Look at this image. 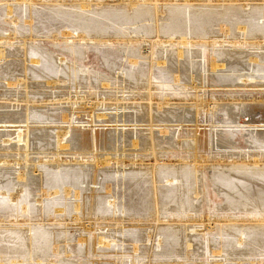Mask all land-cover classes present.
Instances as JSON below:
<instances>
[{
	"label": "rangeland",
	"instance_id": "obj_1",
	"mask_svg": "<svg viewBox=\"0 0 264 264\" xmlns=\"http://www.w3.org/2000/svg\"><path fill=\"white\" fill-rule=\"evenodd\" d=\"M16 1H22V2H16ZM99 1L102 3H100ZM117 1L116 0H113V1L112 0H108V1L107 0H102V1L101 0H89V2L91 3L92 6L89 5L90 7H87V8L86 7L79 8V6L75 5L79 2L78 0H0V38H1L0 49H2V48L4 49V46L6 47L5 48L6 50H3V58H0V104H1L0 105V112H2V111H19V110H20L19 112H22V110L24 109L23 107L25 105L24 104L25 100H24V98H23V100H20V99H22L21 95L24 94L26 91L28 93V96H30L29 98L31 101V103H30V101L28 103L30 104V106L32 105V107H30V108H32V109H30V111L34 115H36L35 114L36 112L39 115L41 114L40 120H43V123L41 124V123L37 122L38 118L37 119H35V118L31 119L30 118L29 119V125L31 127H35V126L38 127V125L40 127H47L48 126L49 128L53 129L55 127L59 128V127L65 125L64 121L68 120L67 114L69 112V108L71 107V105L65 103V101L70 100L72 98L74 99L75 93H77L78 96H83V97L87 96V98H92V97L94 98L95 96L98 98H100V97L113 98L114 96L122 97V95H123V96L129 98L130 103H131L130 99L132 98L134 101V102L132 101V103L136 104V102H137V104H138V102H142V101H143V103L145 102V100H142L140 98V96H143L144 94L147 95L148 93H152L153 94L152 99L157 97L156 100L155 99L153 100V102H155L157 100L159 101V99H162V97H164V95L165 96H167L168 94L171 95L172 91H173V94L171 95V97H169L170 95L167 97H169L171 99V104L172 103H174V104L165 105L166 108H167V106H168V108H171V106H173L172 108L181 107V106H183L181 103H184L181 100L182 99L184 100L186 98H188L189 100L186 99L185 103L187 105H185V106L188 108L192 105V107H190V108H194L195 103H194V100H192V99H193L195 93H196V95H198L201 92L199 95H201L202 97H203V95L204 96L207 95V96H205L207 98L212 96V98L213 97L216 98L214 101L217 100L219 102L222 101V102L232 103L233 100L235 101L237 99L239 93L242 94L243 92H245V94H243V95H246V96L248 95V93H251L252 95H254V94L258 95L259 91L264 90V87L262 85L261 86L254 85V83H256V82L264 84V42L262 41V39H263L262 35L264 34V30H263L264 29V19L260 14H257L254 16V14L252 15V13L250 12V10L253 11L255 9V6H257V4H263L264 2H261L260 0H249V2L252 5L241 6L240 4L243 3L242 0H240V1H216V0H213L212 2H211V0H209V1L208 0L207 1L206 0H191L192 2L191 1H189L190 3L187 2L190 5L186 6L188 8V9H186L185 6H182L185 3L182 0H173L175 2H173L172 0H161V1L158 0L159 1V3L157 2L158 4L157 3L154 4L150 0H149L150 2H148V0H145V2L143 0H141V1L138 0L137 4L138 5L141 4V5L138 6L135 4L136 6L133 5L132 8H128V7H125L124 5H122L120 2L121 0H117ZM124 1L125 0H123V2ZM205 1H206V3H205ZM6 2H9V6L11 8V12H9V13L7 12V9H6L7 8ZM139 2H141V3H139ZM168 5L171 7L174 6L175 8L174 7L170 8ZM225 6L226 7L232 6L233 10L231 8L230 9L228 8V9L230 12H233V13H235L234 8L235 7L238 8L239 13H238V11H236V10L235 11L239 15V17H237V18H235L234 16L231 17L230 16L231 14H229V13H227V14L223 13L221 15L219 14V16H218V14H216V12L213 11L214 8H216L215 10H224L225 9L226 12H229L228 9L225 8ZM252 6H254V7H252ZM241 7H242V9H241ZM183 8H185V9H183ZM252 8H254V9H252ZM84 9H85V12H84ZM170 9L171 10L173 9L172 12L170 11ZM163 10H165V11H163ZM8 14H9V16H8ZM242 15L245 17H243ZM235 19L236 20H244L242 22H245V23L242 24V23L238 22V23L233 24V22L236 21ZM225 23H227L226 26H225ZM221 24H222V26H221ZM238 24L244 25L246 29H244V31L240 30L238 28V26H239ZM119 25L124 28V29L123 28H121V29L124 31V35L127 34L126 35L127 37L122 36L123 31L120 29ZM168 25H170V26H168ZM223 26L228 27L227 28L228 32L225 35V37H223V34H222L223 32L221 31ZM114 27H116L117 29L116 28L114 29ZM182 28H184L186 30V32ZM202 28L203 29L207 28L206 29L207 31L206 30L203 31ZM130 29L132 31L133 30L134 31L133 32L129 31ZM167 29H169V30H167ZM181 29L183 30L182 32H180ZM188 29H190V31H188ZM62 30H70V31L75 30L76 31V32L74 31L75 33L81 32L80 34H82V35L86 34L85 36H88V37H90V36L95 37L97 35L95 39H98L102 35V37H100L99 39L105 40V38H107V39H110L111 41L110 42L106 41L105 44H103V43H96L95 44V42H90V41H88L86 43H84L83 41H82V43L81 42H75V44L73 43V46L75 47V48L74 47L73 48L75 51L77 50L76 48L79 46L78 50L76 52L79 53V51H80V53H81L83 51L81 53L82 54L81 55V54L76 53L74 50L69 49V47L64 44L65 39L60 35V31H62ZM120 30H121V33L119 32ZM14 31H16V33ZM52 31H54L55 33L57 32L55 34L56 37H58L56 40L53 39L54 32H52ZM125 31H126V33H125ZM165 31H167V32H165ZM178 31H179V33H178ZM261 31H263V32H261ZM156 32H158V34ZM248 32H249V34H248ZM8 33L10 36L8 35ZM14 33L15 34L18 33V35H15ZM30 33H31V35H29ZM75 33H74V35H75ZM130 33L133 34V36ZM137 33H139V35ZM166 33L170 34V35L167 36ZM51 34H53V35H51ZM185 34H187L189 36L188 39H191L192 43H194V42H196V43H194L193 45H187L189 48L188 47L184 48L185 49L184 50V56H182L183 58H179L178 60H176L177 59L176 58L177 57L176 56V49L178 47L174 48V46H176L175 42H173L174 44L173 43L170 44L171 45L170 46L168 44L163 45V43H161V42L157 43L154 41L157 37H160L162 39H166V36L172 37V39L176 37L175 38V40H176L179 38V36L185 35ZM255 34L257 37L253 36ZM27 35H29V36L27 37ZM119 35L121 36L120 38H118ZM175 35H178V36H175ZM227 35H228V37H227ZM251 35L254 37V39H253V37L252 38L250 37ZM6 36L8 37V40H7ZM49 36H50L51 40H50ZM140 36H142V37H140ZM192 36H194V37H192ZM217 36H219L222 39L225 38V39L230 40V41H234V40L235 41L236 40L242 41L243 40L242 42H244V39L245 40L248 39V41L253 40L254 42H256V40H260V42L262 41L261 45L263 47H261V48L260 47H258V48L253 47L252 48L250 45L245 44V45H243V46H245L243 48V46L241 47L240 45H238L239 44L238 42H236L237 45L235 44V47L230 46V45H228V46L227 45H219L218 43L216 45L210 44V45H202L201 46V44L199 43L200 41H206V42L209 41V43H211V41L213 39H216ZM60 38H61V40H60ZM69 38L71 40L73 38V34H71V36ZM137 38H140L139 40H141V38H142V40L140 41L142 44L138 42L139 40ZM34 39H36L35 42H33ZM120 39H122V41ZM3 40H4V42H3ZM70 40H68V41H70ZM119 40L121 43L123 42V44H122L123 46H121ZM5 41H7V42H5ZM143 41L146 43H143ZM22 42L24 44H22ZM56 42H58V43H56ZM116 42H117V44H116ZM135 42H137V44H135ZM151 42H154L153 46H152ZM2 43H5V45ZM68 43H70V42H68ZM58 44H60V45H58ZM101 44H103V45H101ZM124 44H126L127 46ZM23 45L25 46L26 52H24V46ZM138 45H140V48H139L140 50L137 48ZM167 45L170 47H168ZM211 45H212V47H211ZM163 46H164V48H163ZM172 46H173V49H172ZM190 46L192 47V50L190 49L191 48ZM62 47H63V49H62ZM121 47H123V48H121ZM204 47H206V48L208 47L207 49L211 52H209V53L206 52V48H204ZM213 47H215V48H213ZM246 47H247V49H246ZM86 48H88V49H86ZM149 48H151L152 50H150ZM137 49L140 52H138ZM189 49L191 50V52H193V50L195 52L190 53ZM233 49L244 53L243 56H240L239 60L243 64H245V66H246V67L244 66L245 68H248L246 70L243 69V70L236 71V73H249V74H254L257 77L254 78L253 82H251L252 80L251 81L250 80L249 81H240V79L237 78L235 81V83H237V85H232V86L231 85L230 86H228V85H224V86L217 85L216 86L214 84V82H215L214 79H209V78H213V76H214L213 73L215 71L217 72V73L215 72L216 74H221V73H226V72L228 73V71H229V73H232L233 71L232 70L230 71V69H228V68L231 65L233 66L234 64L230 61H227V62L224 61L223 62L222 60H220L221 62L224 63V65L221 66V71H220L219 67H217L218 69L216 68L218 71L216 69H215V71L211 70L209 68L210 66L208 64V61H205L206 58L208 60L207 54H209V55L213 54L214 57H216V62H218L219 59H222V58L224 59L223 56H225V54H224L225 52L232 51ZM240 49H242V50H240ZM254 49H256V50H254ZM64 50L68 51V53L70 51V53L68 54ZM124 50H125V52H124ZM153 50H154V55L152 52ZM155 50H156V52H155ZM159 50L162 51V53H160ZM71 51H72V54H71ZM203 51H204V53L205 52L206 53L204 54ZM168 52L171 53L168 56L171 58V60H174L177 63H180L181 61H183V62L185 61L184 63L188 65V70H187V72H185V73H187V74H185V76H187V77L192 76V75H193L194 79H196V77H198V75L196 76V74L194 72L195 68L197 67L196 63L198 62L199 71H200L199 73H201L199 77L202 76L205 79V81H204L205 83L207 81V83L205 84L207 88L206 87L204 88L203 86H205V85L202 84V86L201 85L197 86V88H196L197 90H193V88H191L192 89L191 90L189 88L190 82L185 81L184 78H179V79H177L178 81L177 80L175 81L174 80V72L171 71V73H169L170 69L168 68L169 66L167 67L168 63L166 60H165L166 62H164L165 65L162 64V66H161V64L156 63L157 58H158L157 60L162 59L161 57H163V55H165V57H166V55H168ZM214 52L217 55L214 54ZM248 52H249V54L250 53L259 54L261 57L259 56L257 58L256 62H254L253 64H250V63H248V58H247ZM63 53H65V54H63ZM197 53H198V55L203 54V56H201L202 58L199 55V59H198ZM218 54H221V55H218ZM222 54H224V55H222ZM4 55H5V57H4ZM61 55H63L62 57H63V59H65V61L62 60L63 62L62 61L59 62V59H58L59 57H61ZM69 55L70 56L72 55V57H68ZM144 55H146V56H144ZM141 56H144V57H141ZM149 56H151L152 58H150ZM156 56H157V58H156ZM229 56H230V58L232 57L231 55H228L225 58H229ZM203 57H206V58H203ZM70 58H71V60H70ZM163 59H165V58L163 57ZM151 60H153L154 62H152ZM72 61H74V62L72 63ZM148 61H151L152 63L148 62ZM204 61L206 62V65H207L206 67H205ZM220 61H219V63H221ZM246 62H247V64H246ZM154 63H156V64H154ZM230 63H231V65H230ZM152 64H154V65H152ZM200 64H202V65H200ZM60 65L62 67H60ZM71 65L72 66L75 65L77 67L73 66L74 68L72 67V69H73L72 70ZM240 65H241V63H239V66ZM201 66H203V67L201 68ZM59 67H60V69H59ZM79 67L83 68V69L86 68V69H84L83 71L80 72V71H78L80 69ZM207 67H208V69H207ZM240 67H242V65ZM66 68H70V70H68ZM87 68H88V72H87ZM74 69L76 70V72H75L76 74L78 72H80L77 74V76H76V74L75 75L73 74ZM166 69H168V70L166 71ZM200 69H202V70H200ZM63 70L66 72H64ZM125 70L127 72L131 71L130 74H127V72ZM161 70H163V71H161ZM208 70H209V73H208ZM84 71H85V73H84ZM90 71H91V73H90ZM132 71H133V73H132ZM204 71H205V73L207 72V76L206 75L204 76V74H205V73L203 74ZM211 71H212V73H211ZM163 72L165 73V75ZM166 72H168V73L166 74ZM122 73H124V74H122ZM149 73H151V76H154V77H151L150 80L148 78ZM136 74L137 75L140 74L141 77H140V75L137 76ZM144 74H146V75H144ZM169 74H170V76H169ZM129 75L131 77H129V79H127ZM162 75H164V76L168 75L167 77H170L171 79L172 78L173 79L171 80L168 78L169 79L168 80L166 77H165V79H163L164 77ZM208 75H209V77H208ZM73 76H75V77H73ZM134 76H136V77H134ZM142 76H143L144 80L146 81V82L143 81L144 83L142 82V80H143ZM155 77H156V79H155ZM158 77L159 78L161 77L160 79H163V80H160ZM125 78H126V80H125ZM180 79H182L183 81ZM194 79H193V81L195 83V81L197 79L196 80H194ZM16 80H18L19 83ZM51 80H55V82L49 84V81H51ZM155 80H159L161 83L159 81L155 82ZM211 80H212V82L210 83ZM120 81H122V82H120ZM162 81H164V82H162ZM149 82L152 83L151 84L152 86L149 85ZM166 82H167V84H165V86L167 88L165 86H163L164 83H166ZM185 82H187L188 84H186ZM245 82H247L246 83L247 85L245 84ZM20 83L22 84V86ZM24 83L26 84V86H24ZM172 83H173V85H172ZM196 84H197V81H196ZM249 84L251 86H249ZM144 85L145 86L147 85V87H145ZM148 85L150 87H152L151 88L152 90L150 89L152 92L148 89ZM171 85H172V88H171ZM134 87H136V88H134ZM163 87H164V89H163ZM168 87H170V88H168ZM183 88H186V90L187 89L188 90L185 91V89H183ZM202 89H204V90H202ZM146 90H148V91H146ZM174 90L175 91L177 90V92L179 91L178 94ZM125 91L126 92L128 91V92L126 93ZM156 91H159V92H156ZM210 91H211V93H209ZM217 91H219V92H217ZM180 92H181V94L183 92H185V93L180 96ZM233 92H234V94H233ZM14 94H19L18 95L19 101H12V100L8 99L9 96H12ZM161 94H163V95H161ZM66 96L69 98L65 99ZM71 96H73V97H71ZM11 98H14V96H12ZM227 98H228V100H227ZM55 100H57V101H55ZM62 100H63V102H62ZM140 100H142V101H140ZM187 100L190 102L188 103ZM39 101H40V103H39ZM3 102H4V105L2 104ZM177 102L180 104H178ZM175 103H176V105H175ZM12 104H18V105L15 106ZM42 104H43V106H42ZM6 105H8V106H6ZM73 106L74 107L76 106L74 111H76L75 114H78V115L74 114V118H73L74 122H75L74 126L79 127V125L81 123H83L87 126L86 128H88V129L91 128L92 126L98 125L100 123L104 124L105 122H100L99 118L98 119L95 118L98 121H96L95 123L93 122L92 125L89 122H85V121L89 120L90 114L87 111L80 110L82 108H90V109L95 108L94 110L96 113H106V119L107 118L110 119V117L112 115H115L118 112H120V113H118L120 115L123 111L125 113H132V112H135L134 110H136L137 108L138 109L136 111H139L142 108V107L137 106V105H135V107L137 106L135 109L134 108L132 109V107H128L126 109H121V110H119V109L116 110L115 108L112 109V107H114L112 105H102V106L100 105V106H96V107H93V106L89 107V105L84 104L82 106V108H80L78 104L73 105ZM198 107L202 108L201 105ZM153 109H156V108L153 107ZM79 111H81V112L79 113ZM158 111H162V108L159 109ZM223 111H224L223 109L218 110V112H216L214 119L215 120L217 119L218 121H220V120L224 121L226 119V117H225L226 113L224 114ZM82 112H83V114H82ZM34 121H36V122H34ZM81 121H83V122H81ZM118 122L121 123L120 121H118ZM106 123L109 125L110 124L112 125L113 122H106ZM128 123H131V122H128ZM136 123L138 124L136 126V131L138 133H140V130L143 131L145 128H147L145 126V124H147L146 121H142V123L139 121ZM156 123L159 125H157ZM156 123L155 122L153 123L154 124V127H152L153 131L158 130V128L160 129V127L165 128L166 127L165 124L168 127L167 129L170 131L178 128L179 130L178 129L176 130L175 136L170 135V136H172L173 140L176 143L178 142L176 140L177 137L180 140L186 138L185 142L189 139L190 140L193 139V135H190L186 132V130H188V129H194L195 128V127H193L194 126L193 121L179 122V123H182V125L180 127H176L177 122H174V121H169V122L158 121ZM216 123H218V122H216ZM9 124H7V125H9ZM162 124L164 125V127ZM206 124H208V123H206ZM44 125H46V126H44ZM111 128H113V126L107 127L106 130H109ZM52 129H50V130H52ZM55 129H53V130H55ZM127 129L128 128L125 129L126 130V144H129L128 140L130 139L129 138L130 134H128V133H130V132H127ZM198 129L199 130L196 132L197 136L200 135V132L203 129L208 130V125H202V126L200 125L198 127ZM212 129H214V128H212ZM0 130H1V128H0ZM4 130H12V127H6V128H4ZM53 130L51 132H53ZM233 131L232 132L234 135L231 136V139L232 140L234 139L233 142L234 143L236 142L235 144L240 146V150L243 149V147L245 149H247V147H245V145L248 144V142H252L251 143L252 145L255 144L254 139L246 138L245 136H243L244 132H240L238 130H233ZM146 133L147 132L145 131L144 134L146 135ZM144 134L141 135V137H142L141 139H144V137H146ZM132 135L133 134L131 133V136ZM167 135H169V134H167ZM213 138H214L213 142L215 144L213 143L211 158L209 159V161H206V163L207 162L211 163L212 161L213 162L217 161L216 163L224 164V163H226L225 162L226 160L223 159L222 161L219 162L216 155L218 154V152L225 151V147H221V146L219 147L218 145H220V141L218 140L216 142L215 136ZM67 143H68V141H67ZM179 143L182 145V147H180V148L175 149L172 147H168V148L162 149V148H156L155 147L156 152L154 150H151L148 148L141 149L142 145L138 146L135 149L133 147H131L130 145H124V151L127 155L130 154L129 156H131L132 154H136V153L138 155H140V157H141V159L139 160L140 162L135 160V159L134 160L136 162L135 161L132 162V160L129 161V159H127L126 164H125L126 166H124V165L120 166L117 164L115 165L117 168L111 164H109V166L105 165L107 168L104 165H103L104 168H102L103 166H97V168H99V169L101 168V169L99 170L100 175L98 174V176H97V182L94 183V186L96 185L95 187L91 183L85 184V182L84 183L80 182L79 181L80 179H78V178L75 179L73 175L68 176L69 179L66 178V180L70 183L72 182L69 185L74 184L73 186H70V193H69L70 195H68L69 197L71 196L70 198L68 196H67V198H65L62 194V191L59 190L57 192L58 194L55 193L54 196H52L50 198H48L49 196L45 197L47 199L43 200V202H46V203L52 202L55 204H61V208H63V206L65 204V209L67 208L69 211H67V209H66L63 214L60 212L59 213L60 215H58V214L55 215V213L52 214L51 211L46 212L45 210H43V211H45V212H43L42 209H40L41 204L34 201L33 206L35 208L36 207H38V208L35 211V213L31 212L29 214V216L31 218L27 217V215L26 214L24 215L23 213H19L20 214L19 216L20 217L22 216L21 220L24 219V220H27L30 223H32L33 224V225L31 224L32 227L34 229L37 228L35 230H38V231L39 230L40 231L41 230H45V231L48 230L49 232L47 234H48L49 239L51 238V240H49L50 243H48V244H42L41 240H39L38 241L39 247H36V248L32 245L31 260H30V262L28 261V263H25V264H37V263L38 264H47V263L48 264H54V263L55 264H64L66 262H67L66 264H183V263H185V264H193V263L194 264H200L201 263L200 261L201 260L203 261V257H201V256H202V253L204 251V250L202 251V249H201L202 244H201L200 240L204 237H207V236L211 240H214L213 242L211 241L212 242L211 245H214L212 248L214 250V252L211 249L213 254H217V252L219 251L218 253L220 255L224 254L229 260L233 259L232 261H236V262L241 261L242 264H250L249 260H251V259L254 260V259H257L258 257H260L259 253L263 252V250H264V223L259 222L260 217H258L257 214L264 212V167H263V169H261L262 166H259V167L251 166V167L246 168V169L239 168L240 169L239 171H234L236 168H233V171H232V168L227 167L228 169L226 168V170L221 171L219 168H222L223 167L222 165L221 166L217 165L219 167L216 168V167L209 166L210 165V163H209V165L206 164L208 167L201 168V166H199V168L197 167L198 169L196 168L197 169L196 170L194 165H193V162L192 161L190 162V160L188 162V159H190V157H192V154H193V151H191L192 149L190 150L184 145V140H182V142L179 141ZM43 144L45 145V142L44 141L42 142V140H40L37 143V145L39 147L44 146ZM256 145L257 144H255V146ZM0 146H4V144L1 141H0ZM6 146H8V145H6ZM215 147L216 148L219 147V148L216 149ZM256 147L250 148V151H253V150L256 151L257 149L262 150V148L260 149L259 145H257ZM126 148H129V149H126ZM221 149H223V150H221ZM103 150H106V149H99L98 150V153L102 154L101 157H104L107 152H110V150H106V151H103ZM130 150H132V151H130ZM229 150H231V149H229ZM4 151H3V149H0V153H3ZM6 151L9 152V149H7ZM75 151L76 150L73 148H70V145H69V150L63 151L65 153H62L61 156L63 159L71 160L75 155V154H72V152H75ZM149 151H150V153H149ZM183 151H185L186 153ZM188 151H190V152H188ZM29 152H30L29 153L30 157H36V159H37V157L39 156L38 158H40L41 160H44V159L46 160L47 156L51 155L50 150L44 152V151H41V149H36V148L30 149ZM151 152H154L153 154H155V157L157 156V161H156L155 167L152 166L153 167L152 169L156 172L152 171L151 167L150 168L148 167L149 163H151V161H152ZM262 153L264 154V151ZM147 154L148 155L150 154V156H148L149 158H151L150 160L146 156ZM185 156L186 157L189 156L187 159V162H186ZM133 157H134V155H133ZM142 158H143V160H142ZM216 158H217V160H216ZM167 160H168V162H167ZM159 161H161V162H159ZM175 161H177V163ZM87 162H90V160H88ZM127 162L129 165L127 164ZM215 162L213 164H215ZM157 163H159L158 165L160 166V168L157 165ZM183 163H185V164L183 165ZM188 163L191 164V166L188 165ZM227 163H229V162H227ZM235 163L237 164V163H241V162H235ZM165 164L167 166L169 164V166H168L169 168H167L165 166ZM175 164L176 165L178 164L179 167L183 166L184 168L182 167L183 169L182 168L179 169L178 165L176 166ZM200 164H202V163L200 162ZM92 165L94 167V163ZM156 165H157V167H156ZM38 166L42 167V169ZM161 166H162V168H161ZM37 167L35 168L34 173L36 176L40 177L41 183L43 181L45 183L47 181V179L50 177H51L50 178L51 182L54 180V182H52V183H55L56 179H54L55 177L52 176L53 172L59 173L61 171L63 173L64 170L65 171L67 170L66 167H68V170L72 169V171H73L74 170L73 168L75 166L74 165H71V166L70 165H62V167H61L62 170H61V168L60 169L55 168L54 166H50L52 168H50L49 166H47V167L44 166L46 169H43L44 167L39 165V164L37 165ZM163 167L166 170L165 171L166 174L164 172ZM175 167H178V168H175ZM47 168L50 169V171ZM75 168H78V167L76 166ZM94 168L93 169L88 168V172L91 173L94 170ZM115 168L118 171L117 170L115 171ZM144 168H145V170H144ZM157 168H158V171H157ZM172 168H173V171H172ZM121 169L123 171L120 173ZM46 170L49 172L46 173L45 172ZM75 170H77V169H75ZM159 170H160V172H159ZM175 171H177V172H175ZM50 172H51V174H50ZM61 172L59 174H61ZM117 172H118V174H117ZM151 173H153V174H151ZM159 173H160V175H159ZM162 174L164 176H162ZM169 174L175 175L178 178L175 181V183H174V181L172 183L171 182H165L166 181L165 179H167ZM46 175H48V176H46ZM181 175L184 178H182ZM227 175L228 176L231 175L232 180H229ZM13 176L14 175H8L7 178L12 180L14 178ZM42 177H44V178H42ZM46 177H48V178H46ZM154 178H155V180H154ZM160 178L162 180H160ZM50 179H48V181ZM152 181H153V184H152ZM1 182H5V181H1ZM37 183H39V181ZM176 183L178 184V186L176 185ZM97 184H99V185H97ZM167 184H169V185H167ZM179 184H181V185H179ZM175 186L178 187V189ZM79 188L82 189L83 191L80 190L82 192L81 193L78 190L80 192L78 195V198H79L78 199L77 197H75L73 195V192ZM93 188H95L94 189L95 194L92 197ZM182 188H184V190ZM180 190H181V192H180ZM197 190H198V195L196 194ZM193 191L195 194L193 193ZM35 194H37V191H35ZM61 197H62V199H61ZM110 198H111V200H113V203H110V202L107 203V200ZM75 199H77L76 201L78 202V207L79 206L81 207V208L79 207L80 209H78V211H76L78 213V217L80 216L78 219H76V222H75V220H73L71 218V216L77 214V213H75V210H73L74 209L73 208L74 203L76 202V201H74ZM189 199H190V202H188ZM0 201H1V199H0ZM181 202L185 203V204H181ZM62 203H63V205H62ZM90 205L93 206V208H91ZM172 207H174V208H172ZM183 208H184V211L187 213L189 211L192 212V210L197 211L196 217H198V218H197V220H195V224L201 225L199 227H202V228H199L197 225L198 229L196 228L194 233L191 232L190 229L186 231L187 233L184 232V229H183L184 226H182L183 225L182 223L184 222L182 220H183V218H185V216H183V215H185L183 213L184 211H182ZM186 208L188 211L186 210ZM39 209L42 211L43 214L41 213V211ZM158 210L160 211L159 213H158ZM168 211L171 214L168 213ZM174 211H176L177 213H173ZM69 212H71V213H69ZM181 212H182V214H181ZM217 212H219L218 214L222 213L224 215H225V213L231 214L232 212H235V213L240 212L241 215H240V217H236L237 221H233L232 223H229L228 226L224 227L222 225L223 224L222 222H218V221H222V218L224 219V216L222 215V217L220 218L221 215H215V213H217ZM48 213H49V215H48ZM243 213H247L248 216L243 217ZM178 214H180V215H178ZM212 214H214V215H212ZM62 215H63V218H62ZM156 215H158V218H160V220L157 222L155 221V219H153L154 217H156ZM169 215H170V217H172V219L169 217ZM82 216H84V217H82ZM20 217H19V219H20ZM199 218H200V220H199ZM0 219H2L4 222L8 223L7 221L10 220V216H6L4 214H1ZM70 219H72V220H70ZM168 219H170V220H168ZM56 220H57V222H56ZM89 220H90V222H89ZM111 220L114 222H112ZM171 220H173V221H171ZM50 221L51 222L53 221V223L55 225H53ZM169 221H171V223ZM118 222H120V223H118ZM42 223H43V225H42ZM60 223H62V224H60ZM164 223L166 225H164ZM47 224H48V226H47ZM49 224H51L52 226ZM58 224H59V226H58ZM186 224H187V222H186ZM155 225H157V226H155ZM21 226L20 227L18 225H15L14 227L9 226L10 228H14L15 230H17L16 228H18V230H20V232L18 234L19 235L21 234L22 236L21 235L20 236L22 238L18 239L19 241L18 240L15 241V240H13V238H8L7 236H9L10 233L8 231H5L3 227L0 228V230L2 229L1 233H0V239L1 240L3 237H7L5 241L11 242V240H13L10 244L15 245V246H16L15 242L16 243L20 242L19 243L20 246L18 245V247L16 246V248L11 247L12 250L15 251V252L11 251V254H13L12 256H16V257H18L16 254H18V252L20 250L22 251V253L24 252L23 255H26L28 252V251L26 252V249H25L26 247L24 248L23 246H26L25 244H26L27 238H28V234H27L28 231L26 229L30 225L29 224L28 225L23 224ZM41 226L42 227L47 226V228H44V227L42 228ZM60 226H62V227H60ZM64 226H66V227H64ZM85 226H86V228H85ZM222 226H223V228H222ZM241 226H243V227L246 226V228H244V230L246 232L247 238L245 239V242L241 246H238V245L233 243V241H235V238H232V237L236 236V234H237L236 232L239 228H241ZM97 227L100 229H95ZM209 227H211V228H209ZM98 230L99 231L101 230V232H99ZM105 231L109 232V233H105ZM23 233H24V235H23ZM100 233H102V234L104 233V235H108L107 237H112V238L114 235L115 239L113 238L112 244H110L108 246L107 245H101V244L93 245V242H92L93 238H91V237H93V236L95 237V235H97V234L99 235ZM232 235H234V236H232ZM32 239L34 241H36L33 236H32ZM189 240L192 242V247L190 249L186 248V246H185V242L189 241ZM224 240H226V241L230 240L232 242V243H230L231 245L228 243H225L226 241H224ZM217 243H219L220 245ZM3 244L6 246L8 245L10 247V245L7 243H3ZM216 245H218V246H216ZM56 247H58V248H56ZM186 249H188V250L186 251ZM7 250L9 251V249H7ZM16 250H19V251L16 252ZM56 250H57V252H56ZM188 251L189 252L192 251V253H189ZM25 252H26V254H25ZM64 253H66V254L64 255ZM225 253H230L231 255L230 254L226 255ZM241 253H243V254L241 255ZM254 253H255V255H253ZM32 254H33V256H32ZM186 255H188L187 257L190 259L186 258ZM26 256L27 257H25V256H23V257L27 259L28 254ZM171 260H173V261H171ZM187 261L188 262L191 261V262L188 263ZM31 262H33V263H31Z\"/></svg>",
	"mask_w": 264,
	"mask_h": 264
},
{
	"label": "bare ground",
	"instance_id": "obj_2",
	"mask_svg": "<svg viewBox=\"0 0 264 264\" xmlns=\"http://www.w3.org/2000/svg\"><path fill=\"white\" fill-rule=\"evenodd\" d=\"M79 2L77 3V4H75L76 6H79V8H84V7H90L89 5H91V1L89 2V0H78ZM102 1V0H101ZM108 1V0H107ZM113 1V0H112ZM117 1V0H116ZM126 1V0H125ZM123 2V0H121L120 2H121V4L122 5H124L125 7H128V8H132V6L133 5H138L137 4V2H138V0H127L126 2ZM139 1H141V0H139ZM144 2H145V0H143ZM150 1H152L154 4L155 3H159V1H161V0H150ZM149 0H148V2H150ZM173 1V0H172ZM182 1H184L185 3H184V5H182V6H188V5H190V4H188V3H190L189 1H191V0H182ZM207 1V0H206ZM206 1H205V3H206ZM209 1V0H208ZM213 0H211V2H212ZM216 1H240V0H216ZM261 2H264V0H260ZM16 2H22V1H16ZM100 2V1H99ZM118 2V1H117ZM170 2V1H169ZM173 2H175V1H173ZM188 2V3H187ZM192 2V1H191ZM242 4H240L241 6H250V5H252L250 2H249V0H242ZM93 3V2H92ZM98 3V2H97ZM100 3H102V2H100ZM108 3V2H107ZM139 3H141V2H139ZM157 3V4H158ZM172 3V2H171ZM152 4V3H151ZM153 4V5H154ZM173 4V3H172ZM181 4V3H180ZM179 4V5H180ZM208 4V3H207ZM106 5V4H105ZM135 5V6H136ZM141 5V4H140ZM140 5H138V6H140ZM166 5V4H165ZM193 5V4H192ZM195 5V4H194ZM239 5V6H240ZM92 6V5H91ZM101 6V5H100ZM159 6V5H158ZM163 6V5H162ZM169 6V5H168ZM181 6V7H182ZM196 6V5H195ZM198 6V5H197ZM205 6V5H204ZM208 6V5H207ZM227 6V5H226ZM225 6V8H231L232 9V6H229V7H226ZM6 9H7V12L9 13V12H11V8H10V6H9V2H6ZM170 8H173L174 6H169ZM168 7V8H169ZM179 7V6H178ZM201 7V6H200ZM206 7V6H205ZM211 7V6H210ZM224 7V6H223ZM252 7H254V6H252ZM85 8V9H86ZM140 8V7H139ZM143 8V7H142ZM175 8V7H174ZM212 8V7H211ZM234 8V7H233ZM85 9H84V12H85ZM134 9V8H133ZM167 9V8H166ZM183 9H185V8H183ZM186 9H188L187 7H186ZM206 9V8H205ZM216 8H214V10L213 11H215L216 12V14H218V16H219V14L221 15V14H223V13H225V14H227V13H229V14H231L230 16L232 17V16H234L235 18H237V17H239V15L237 14V12L236 11H238V8H234L235 10H234V12L235 13H233V12H230L229 11V9H228V11L229 12H226L225 11V9L224 10H215ZM226 9V10H227ZM240 9V8H239ZM241 9H242V7H241ZM252 9H254V8H252ZM113 10V9H112ZM132 10V9H131ZM158 10V9H157ZM173 10V9H172ZM172 10L170 9V11L172 12ZM175 10V9H174ZM177 10V9H176ZM210 10V9H209ZM233 10V9H232ZM88 11V10H87ZM155 11V10H154ZM159 11V10H158ZM157 11V12H158ZM163 11H165V10H163ZM212 11V10H211ZM224 11V12H223ZM245 11V10H244ZM130 12V11H129ZM250 12L252 13V15L254 14V16L255 15H257V14H260L262 17H263V19H264V3L263 4H257V6H255V9L253 10V11H251L250 10ZM238 13H239V11H238ZM250 13V14H251ZM125 14V13H124ZM242 14V13H241ZM259 15V16H260ZM8 16H9V14H8ZM243 16V15H242ZM248 16V15H247ZM246 16V17H247ZM253 16V17H254ZM243 17H245V16H243ZM210 18V17H209ZM255 18V17H254ZM190 19V18H189ZM178 20V19H177ZM234 20V19H233ZM236 20V19H235ZM204 21V20H203ZM232 21V20H231ZM242 21H244V20H236L235 22H233V24L234 23H245V22H242ZM175 22V21H174ZM206 22V21H205ZM172 23V22H171ZM184 23V22H183ZM228 23V22H227ZM227 23H225V26H226V24ZM175 24V23H174ZM173 24V25H174ZM205 24V23H204ZM231 24V23H230ZM239 25V24H238ZM247 25V24H246ZM117 26V25H116ZM120 26V25H119ZM168 26H170V25H168ZM167 26V27H168ZM221 26H222V24H221ZM116 27H114V29H115ZM119 28V27H118ZM121 28H123V27H121L120 26V29ZM170 28V27H169ZM176 28V27H175ZM174 28V29H175ZM205 28V27H204ZM222 28V27H221ZM227 28L228 27H224L223 26V28H222V34H223V37H225V35L227 34ZM238 28L240 29V30H242V31H244V29H246L245 28V26L244 25H239L238 26ZM117 29V28H116ZM124 29V28H123ZM157 29V28H156ZM173 29V28H172ZM182 29H184V28H182ZM181 29V31L180 32H182L183 30ZM203 29V28H202ZM207 29V28H206ZM206 29H203V31H205ZM15 30V29H14ZM122 30V29H121ZM121 30L119 31L120 33H121ZM128 30V29H127ZM167 30H169V29H167ZM185 30V29H184ZM229 30V29H228ZM264 30V29H263ZM13 31V30H12ZM75 30H62V31H60V35L65 39L64 40V44L66 45V46H68L69 47V49H72V50H74V46H73V43L75 44V42H81L82 43V41L84 42V43H86V42H88V41H90V42H95V44L96 43H103V44H105V42L106 41H111L110 39H107V38H105V40L103 39H99L100 37H102V35L98 38V39H95L96 38V36L95 37H93V36H90V37H88V36H85V35H82V34H80L81 32H79V33H75L74 32ZM123 31V30H122ZM129 31H132L131 29L129 30ZM134 31V30H133ZM132 31V32H133ZM188 31H190V29H188ZM207 31V30H206ZM246 31V30H245ZM15 33H16V31H14ZM31 32V31H30ZM52 32H54V31H52ZM111 32V31H110ZM131 32V33H132ZM139 32V31H138ZM165 32H167V31H165ZM172 32V31H171ZM174 32V31H173ZM185 32H186V30H185ZM194 32V31H193ZM261 32H263V31H261ZM14 33V34H15ZM57 33V32H56ZM55 32H54V35L53 34H51V35H53L54 37H53V39H57L58 37H56V34ZM74 33H75V35H74ZM125 33H126V31H125ZM130 33V34H131ZM157 34H158V32H156ZM178 33H179V31H178ZM189 33V32H188ZM191 33V32H190ZM243 33V32H242ZM71 34H73V38L70 40V36H71ZM136 34V33H135ZM138 35H139V33H137ZM182 34V33H181ZM184 34V33H183ZM221 34V35H222ZM248 34H249V32H248ZM8 35H9V33H8ZM7 35V36H8ZM15 35H18V33L17 34H15ZM29 35H31V33L29 34ZM29 35H27V37L29 36ZM100 35V34H99ZM127 35V34H126ZM126 35H124V31H123V33H122V36H126ZM129 35V34H128ZM132 36H133V34H131ZM144 35V34H143ZM142 35V36H143ZM160 35V34H159ZM166 35L168 36V35H170V34H167L166 33ZM165 35V36H166ZM187 34H185V35H181V36H179V38L178 39H176L175 40V38H173L172 39V37H167L166 36V39H162V38H160V37H157L154 41L155 42H161V43H163V45L164 44H168V45H170V44H172L173 42H175V45L176 46H174V48H176V47H178L177 49H176V60H178L179 58H183L182 56H184V48L185 47H188L187 45H193L194 43H196V42H194V43H192V40L191 39H188V35L186 36ZM190 35V34H189ZM229 35V34H228ZM228 35H227V37H228ZM247 35V34H246ZM6 36V37H7ZM10 36V35H9ZM12 36V35H11ZM58 36V35H57ZM60 36V37H61ZM112 36V35H111ZM136 36V35H135ZM142 36H140V37H142ZM147 36V35H146ZM174 36V35H173ZM175 36H178V35H175ZM254 37H257L256 36V34L255 35H253ZM252 35L250 36L251 38L253 37ZM5 37V36H4ZM15 37V36H14ZM33 37V36H32ZM52 37V36H51ZM121 36L119 35V37L118 38H120ZM127 37V36H126ZM129 37V36H128ZM131 37V36H130ZM163 37V36H162ZM192 37H194V36H192ZM201 37V36H200ZM205 37V36H204ZM203 37V38H204ZM226 37V38H227ZM254 37H253V39H254ZM262 37H263V39H262V41L264 42V34L262 35ZM13 38V37H12ZM17 38V37H16ZM49 38H50V36H49ZM69 38V39H68ZM123 38V37H122ZM246 38V37H245ZM3 39V38H2ZM25 39V38H24ZM31 39V38H30ZM70 40V41H68V40ZM138 40L140 39V38H137ZM145 39V38H144ZM257 39V38H256ZM0 40H1V38H0ZM7 40H8V37H7ZM28 40V39H27ZM35 40L36 39H34V41L33 42H35ZM48 40V39H47ZM50 40H51V38H50ZM60 40H61V38H60ZM121 41H122V39H120ZM120 40H119V42H120ZM125 40V39H124ZM141 40H142V38H141ZM141 40H139L138 42L139 43H141L140 41ZM234 40V39H233ZM58 41V40H57ZM100 41V42H99ZM118 41V40H117ZM146 41V40H145ZM243 41V40H242ZM241 40H234V41H230V40H227V39H225V38H220L219 36H217L216 37V39H213L212 41H211V43H209V41H200L199 43L201 44V46L202 45H210V44H219V45H230V46H233V47H235V44H236V42H238L239 44L238 45H240L241 47L243 46V45H250L252 48L253 47H263L262 45H261V42H260V40H256V42H254L253 40H251V41H248V39L247 40H245L244 39V42H242ZM3 42H4V40H3ZM5 42H7V41H5ZM12 42V41H11ZM61 42V41H60ZM68 42H70V43H68ZM198 42V41H197ZM56 43H58V42H56ZM128 43V42H127ZM143 43H146V42H144L143 41ZM152 43V46H153V43L154 42H151ZM2 44H4L5 45V43H2ZM22 44H24L23 42H22ZM63 44V43H62ZM103 44H101V45H103ZM107 44V43H106ZM116 44H117V42H116ZM119 44V43H118ZM120 44H121V46H123L122 44H123V42L121 43L120 42ZM134 44V43H133ZM135 44H137V42H135ZM142 44V43H141ZM150 44V43H149ZM174 44V43H173ZM10 45V44H9ZM58 45H60V44H58ZM84 45V44H83ZM110 45V44H109ZM124 45H126V44H124ZM130 45V44H129ZM147 45V44H146ZM151 45V44H150ZM167 45V46H168ZM212 45H211V47H212ZM237 45V44H236ZM24 46V45H23ZM65 46V47H66ZM127 46V45H126ZM143 46V45H142ZM162 46V45H161ZM171 46V45H170ZM170 46H168V47H170ZM10 47V46H9ZM59 47V46H58ZM74 47V48H73ZM77 47V46H76ZM79 47V46H78ZM78 47L76 48L77 50H78ZM84 47V46H83ZM125 47V46H124ZM157 47V46H156ZM191 47V46H190ZM194 47V46H193ZM210 47V46H209ZM216 47V46H215ZM215 47H213V48H215ZM222 47V46H221ZM226 47V46H225ZM240 47V48H241ZM245 46H243V48H244ZM2 48V47H1ZM6 47L4 46V49L2 48V49H0V58H3V50H6L5 49ZM121 48H123V47H121ZM127 48V47H126ZM129 48V47H128ZM138 49L140 48V45H138V47H137ZM163 48H164V46H163ZM189 48V47H188ZM204 48H206V47H204ZM208 48V47H207ZM206 48V52H211V51H209L208 49ZM62 49H63V47H62ZM80 49V48H79ZM86 49H88V48H86ZM125 49V48H124ZM138 49H137V51H138ZM142 49V48H141ZM150 50H152L151 48H149ZM167 49V48H166ZM165 49V50H166ZM171 49V48H170ZM169 49V50H170ZM172 49H173V46H172ZM171 49V50H172ZM187 49V48H186ZM191 50H192V47L190 48ZM189 49V51H190V53H193V52H195L194 50H193V52H191V50ZM203 49V48H202ZM226 49V48H225ZM246 49H247V47H246ZM26 49H25V46H24V52H26L25 51ZM76 50V51H77ZM140 50V49H139ZM149 50V51H150ZM168 50V51H169ZM170 50V51H171ZM208 50V51H207ZM212 50V49H211ZM240 50H242V49H240ZM251 50V49H250ZM254 50H256V49H254ZM262 50V49H261ZM65 51V50H64ZM75 51V50H74ZM73 51V52H74ZM75 51V52H76ZM85 51V50H84ZM127 51V50H126ZM148 51V52H149ZM160 51V50H159ZM169 51V52H170ZM6 52V51H5ZM65 52H67L68 53V51H65ZM83 52V51H82ZM81 52V53H82ZM124 52H125V50H124ZM138 52H140V51H138ZM147 52V53H148ZM151 52V51H150ZM149 52V53H150ZM153 52V55H154V50L152 51ZM155 52H156V50H155ZM158 52V51H157ZM167 52V51H166ZM168 52V55H166V57H165V55H163V57L165 58V59H163V57H161L162 59H159V60H157L158 58H157V56H156V63H158V64H161V66H162V64H164V62H166L167 61V63H168V65H167V67L170 69V72L169 73H171V71H173L174 72V80L176 81L177 79H179V78H184L185 79V81H188V82H190V85H189V88L191 89V88H193V90H197L196 88H197V86H202V84L203 85H205L206 83H207V81H206V83L204 82L205 81V79L201 76V77H199L200 76V74L201 73H199L200 71H199V64H198V62L196 63V65H197V67L195 68V74H196V76L198 75V77H196V79H194L193 78V75L192 76H189V77H187V76H185V74H187V73H185V72H187V70H188V65L187 64H185L183 61H181L180 63H177V62H175L174 60H171V58L170 57H168L169 56V54H171V53H169ZM172 52V51H171ZM197 52V51H196ZM199 52V51H198ZM205 52V53H206ZM224 52V51H223ZM69 53H70V51H69ZM68 53V54H69ZM76 53H78V52H76ZM80 53V51H79V53L78 54H81ZM160 53H162V51H160ZM175 53V52H174ZM186 53V52H185ZM200 53V52H199ZM203 53H204V51H203ZM204 53V54H205ZM5 54V53H4ZM25 54V53H24ZM63 54H65V53H63ZM71 54H72V51H71ZM144 54V53H143ZM167 54V53H166ZM214 54H216L215 52H214ZM225 54V56H223L224 57V59L222 58V59H219L218 60V62H216V57H214V55L212 54V55H209V54H207L208 55V60H207V58L206 57H203V58H206V60L205 61H208V64H209V68L211 69V70H214L215 71V69L217 68V67H219L220 68V71H221V66H223L224 65V61L225 62H227V61H230V62H232L234 65L232 66L231 65V63H230V67L228 68V69H230V71L232 70L233 72L232 73H229V71H228V73L226 72V73H221V74H216L215 72L213 73V78H209V79H214V84L217 86V85H220V86H224V85H228V86H232V85H237V83H235V81H236V79L237 78H239L240 79V81H251V82H253V80H254V78L255 77H257V76H255L254 74H249V73H236V71H239V70H243V69H248V68H245L246 66H245V64H243L239 59H240V56H243V52H239L238 50H232V51H229V52H225L224 53ZM224 54H222V55H224ZM253 54V55H252ZM256 53H250L249 54V52L247 53V58H248V63H250V64H253L254 62H256L257 61V58L260 56L259 54H256ZM263 54V53H262ZM9 55V54H8ZM67 55V54H66ZM82 55V54H81ZM148 55V54H147ZM152 55V54H151ZM160 55V54H159ZM187 55V54H186ZM190 55V54H189ZM196 55V54H195ZM194 55V56H195ZM197 55H198V53H197ZM200 55V54H199ZM199 55H198V59H199ZM217 55V54H216ZM218 55H221V54H218ZM228 55H231L232 57L230 58V56H229V58H225V57H227ZM63 55H61V57H59L58 59H59V62L60 61H62V60H64L65 61V59H63V57H62ZM74 56V55H73ZM144 56H146V55H144ZM144 56H141V57H144ZM162 56V55H161ZM188 56V55H187ZM201 56H203V54H201L200 55V57ZM205 56V55H204ZM245 56V55H244ZM4 57H5V55H4ZM68 57H72V55L70 56H68ZM150 58H152L151 56H149ZM159 57V56H158ZM192 57V56H191ZM196 57V56H195ZM220 57V56H219ZM261 57V56H260ZM202 58V57H201ZM242 58V57H241ZM75 59V58H74ZM140 59V58H139ZM143 59V58H142ZM218 59V58H217ZM70 60H71V58H70ZM73 60V59H72ZM150 60V59H149ZM166 60V61H165ZM201 60V59H200ZM203 60V59H202ZM220 60H222L223 62H221ZM152 62H154L153 60H151ZM151 61H148V62H151ZM199 61V60H198ZM204 61V62H205ZM219 61L221 62V63H219ZM63 62V61H62ZM74 61H72V63H73ZM151 62V63H152ZM244 62V61H243ZM71 63V62H70ZM156 63H154V64H156ZM239 63H241V65H242V67H240L239 66ZM154 64H152V65H154ZM246 64H247V62H246ZM165 65V64H164ZM163 65V66H164ZM200 65H202V64H200ZM256 65V64H255ZM74 67H77V66H75V65H73ZM72 65H71V69H72V67H73ZM151 66V65H150ZM207 65H206V62H205V67H206ZM245 66V67H244ZM253 66V65H252ZM60 67H62L61 65H60ZM60 67H59V69H60ZM73 67V68H74ZM203 66H201V68H202ZM80 68V67H79ZM149 68V67H148ZM64 69V68H63ZM66 69H68V70H70V68H66ZM84 69H86V68H84ZM83 68H80L78 71H83L84 70ZM161 69V68H160ZM206 69V68H205ZM204 69V70H205ZM207 69H208V67H207ZM206 69V70H207ZM218 69V68H217ZM216 69V70H217ZM67 70V71H68ZM73 70V69H72ZM123 70V69H122ZM168 69H166V71H167ZM192 70V69H191ZM200 70H202V69H200ZM260 70V69H259ZM62 71V70H61ZM64 71V70H63ZM121 71V70H120ZM119 71V72H120ZM126 71V70H125ZM149 71V70H148ZM161 71H163V70H161ZM218 71V70H217ZM7 72V71H6ZM64 72H66V71H64ZM69 72V71H68ZM76 72V70L74 69V75L76 74L75 73ZM80 72H78V73H80ZM87 72H88V68H87ZM86 72V73H87ZM122 72V71H121ZM127 72V71H126ZM131 72V71H130ZM130 72L128 71L127 72V74H130ZM165 72V71H164ZM163 72V73H164ZM77 73V74H78ZM84 73H85V71H84ZM90 73H91V71H90ZM132 73H133V71H132ZM168 72H166V74H167ZM205 73V71L203 72V74ZM208 73H209V70H208ZM211 73H212V71H211ZM68 74V73H67ZM72 74V75H73ZM77 74H76V76H77ZM122 74H124V73H122ZM135 74V73H134ZM189 74V73H188ZM62 75V74H61ZM94 75V74H93ZM92 75V76H93ZM137 75V74H136ZM138 75H140V74H138ZM137 75V76H138ZM144 75H146V74H144ZM164 75H165V73H164ZM164 75H162L164 78L163 79H165V77L168 79H171L170 77H167V76H164ZM207 76V72L204 74V76ZM68 76V75H67ZM88 76V75H87ZM169 76H170V74H169ZM73 77H75V76H73ZM124 77V76H123ZM129 77H131L130 75L128 76V78L127 79H129ZM133 77V76H132ZM134 77H136V76H134ZM140 77H141V75H140ZM151 77H154V76H151V73H149V75H148V78H149V80L151 79ZM208 77H209V75H208ZM212 77V76H211ZM25 78V77H24ZM142 78H143V76H142ZM159 78V77H158ZM161 78V77H160ZM159 78V79H160ZM64 79V78H63ZM69 79V78H68ZM90 79V78H89ZM124 79V78H123ZM137 79V78H136ZM140 79V78H139ZM155 79H156V77H155ZM163 79H160V80H163ZM168 79V80H169ZM173 79V78H172ZM171 79V80H172ZM193 79L194 80H196L197 81V84H196V81H195V83H194V81H193ZM19 80V79H18ZM18 80H16L17 82H18ZM66 80V79H65ZM125 80H126V78H125ZM132 80V79H131ZM141 80V79H140ZM173 80V81H174ZM180 80H182V79H180ZM179 80V81H180ZM207 80V79H206ZM58 81V80H57ZM107 81V80H106ZM143 81H145L144 80V78H143V80H142V82ZM148 81V80H147ZM157 81H159V80H155V82H157ZM178 81V80H177ZM183 81V80H182ZM26 82V81H25ZM48 82V81H47ZM55 82V80H51V81H49V84L50 83H54ZM59 82V81H58ZM66 82V81H65ZM73 82V81H72ZM117 82V81H116ZM120 82H122V81H120ZM146 82V81H145ZM151 82V81H150ZM149 82V85H151L152 83H150ZM160 82V81H159ZM162 82H164V81H162ZM203 82V83H202ZM212 82V80L210 81V83ZM239 82V81H238ZM250 82V83H251ZM19 83V82H18ZM76 83V82H75ZM78 83V82H77ZM108 83V82H107ZM144 83V82H143ZM161 83V82H160ZM170 83V82H169ZM186 84H188L187 82H185ZM184 83V84H185ZM209 83V82H208ZM247 82H245V84H246ZM21 84V83H20ZM104 84V83H103ZM120 84V83H119ZM147 84V83H146ZM156 84V83H155ZM165 84H167V82L166 83H164V85L163 86H165ZM185 84V85H186ZM244 84V83H243ZM122 85V84H121ZM148 85V89L150 90L152 87H150ZM157 85V84H156ZM162 85V84H161ZM172 85H173V83H172ZM172 85H171V88H172ZM239 85V84H238ZM247 85V84H246ZM253 85V84H252ZM254 85H256V86H263L264 87V84L263 83H258V82H256V83H254ZM21 86H22V84H21ZM24 86H26V84L24 83ZM120 86V85H119ZM145 86V85H144ZM152 86V85H151ZM155 86V85H154ZM158 86V85H157ZM160 86V85H159ZM169 86V85H168ZM183 86V85H182ZM211 86V85H210ZM243 86V85H242ZM249 86H251L250 84H249ZM145 87H147V85L145 86ZM166 87V86H165ZM185 87V86H184ZM204 88L206 87V85L205 86H203ZM202 87V88H203ZM240 87V86H239ZM79 88V87H78ZM119 88V87H118ZM123 88V87H122ZM134 88H136V87H134ZM167 88V87H166ZM168 88H170V87H168ZM200 88V87H199ZM207 88V87H206ZM24 89V88H23ZM138 89V88H137ZM163 89H164V87H163ZM183 89H185V91H187L186 90V88H183ZM119 90V89H118ZM152 90V89H151ZM150 90V91H151ZM159 90V89H158ZM192 90V89H191ZM190 90V91H191ZM202 90H204V89H202ZM201 90V91H202ZM17 91V90H16ZM136 91V90H135ZM146 91H148V90H146ZM175 91V90H174ZM18 92V91H17ZM121 92V91H120ZM124 92V91H123ZM126 92V91H125ZM128 92V91H127ZM126 92V93H127ZM131 92V91H130ZM145 92V91H144ZM152 92V91H151ZM156 92H159V91H156ZM163 92V91H162ZM165 92V91H164ZM167 92V91H166ZM175 92H177V90L175 91ZM179 92V91H178ZM178 92H177V94H178ZM217 92H219V91H217ZM16 93V92H15ZM146 93V92H145ZM148 93V92H147ZM171 93V92H170ZM185 92H183L182 94H184ZM187 93V92H186ZM192 93V92H191ZM199 93V92H198ZM201 93V92H200ZM199 93V94H200ZM209 93H211V91L209 92ZM213 93V92H212ZM215 93V92H214ZM226 93V92H225ZM228 93V92H227ZM253 93V92H252ZM115 94V93H114ZM121 94V93H120ZM135 94V93H134ZM140 94V93H139ZM165 94V93H164ZM167 94V93H166ZM172 94H173V91H172ZM171 94V95H172ZM181 94V92H180V96L182 95ZM193 94V93H192ZM196 95V93L194 94V97H193V99L192 100H194V103H195V107L194 108H190V107H192V105L190 106V107H186L185 105H187L185 102H186V99H188V98H186V99H182L181 101H183L184 103H181L183 106H181V107H177V108H172L173 106H171L172 104H174V103H172L171 104V99L169 98V97H171V95L170 94H168L167 96H169V97H167V96H165L164 95V97H162V99H159V101L157 100V101H155V102H153V100L155 99L156 100V98H154V99H152V93H148L147 95H143V96H140V98L142 99V100H145V102L143 103V101L142 100H140V101H142V102H138V104H137V102H136V104L134 103H132V101H133V99L131 98L130 99V101H131V103L129 102V98L128 97H125V96H123L122 95V97H117V96H114L113 98H107V97H100V98H98V97H92V98H87V96L86 97H83V96H78L77 95V93H75V95H74V99L72 98V99H70V100H67V101H65V103H67V104H70L71 105V107L69 108V112H68V114H67V116H68V120H66V121H64V126H61V127H55V128H53V129H55V130H53L52 128H49L48 126L47 127H40L39 125H38V127H31L30 125H29V119L31 118H35V119H37L38 121V123H43V120H40V118H41V114L39 115L37 112L35 113L36 115H34L31 111H30V109H32V108H30V107H32V105L30 106V104L28 103L29 101H30V96H28V93L25 91V93L24 94H22L21 95V97H22V99H20V100H23V98H24V100H25V105H24V109L22 110V112H19V111H2V112H0V128H1V130H0V141L4 144V146H0V149H3V151L5 150H7V149H9V152L8 151H4L3 153H0V199H1V201H0V215L1 214H4V215H6V216H10V220L9 221H7L8 223H6V222H4L2 219H0V228H4V230L5 231H8L9 233H10V235L9 236H7L8 238H13V240H18V239H21L22 237V235L20 236L18 233L20 232V230H18V228H16L17 230H15L14 228H10V227H14L15 225H18L19 227L21 226V225H23V224H29L30 226L29 227H27V234H28V238H27V242H26V246H23L25 249H26V252H27V254H28V260L26 259V258H24L23 256H25V257H27L26 255V252H25V254L26 255H23L24 254V252L22 253V251L20 252L19 250H16V252H18V254H16L18 257H16V256H12L13 254H11V251H14V250H12V248L11 247H14V248H16V246L18 247V245H19V243H16L15 242V244H16V246L15 245H12V244H10L13 240H11V242H9V241H5L6 240V238L7 237H3L2 238V240L0 239V264H25V263H28V261L30 262V260H31V251H32V245L36 248V247H39V244H38V241L39 240H41V242H42V244H48V243H50L49 242V240H51V238L49 239V237H48V230L47 231H45V230H35V229H37V228H33L32 227V223H30L29 221H27V220H24V219H22L21 220V217L19 216L20 214L19 213H23L24 215L26 214L27 215V217H30L29 216V214L31 213V212H34L35 213V211L37 210V208L38 207H34L33 206V203H34V201L35 202H37V203H40L41 205H40V209H42V211L43 210H45L46 212L48 211V212H52V214L53 213H55V215L56 214H58V215H60L59 213L61 212L62 214L64 213V211L67 209H65V204H64V206H63V208H61V204H55V203H52V202H43V200L44 199H47V198H45V197H48V198H50V197H52V196H54L55 195V193H57L59 190H61L62 191V194H63V196L65 197V198H67V196L68 195H70L69 193H70V186H73V185H69V184H71L70 182H68L67 180H66V178H68V176H74V178L76 179V178H78V179H80L79 181L80 182H85V184L86 183H91L93 186H94V183H96L97 182V176H98V174H99V170L101 169H99V168H97V166H109V164H111V165H113V166H115L116 164L117 165H120V166H122V165H124V166H126L125 164H126V161H127V159H129V161L130 160H132V162L133 161H135V160H137V161H139L140 159H141V157H140V155H138L137 153L136 154H132L131 156H129V155H127L126 153H125V151H124V145H130L131 147H133L134 149L135 148H137L138 146H141V149H145V148H148V149H151V150H154L155 151V147L156 148H168V147H172V148H180V147H182V145L179 143V141L180 142H182V140H184V145L188 148V149H192L191 151H193V154H192V157H190V159H188V157L189 156H185V158H186V162H187V159H188V162H189V160H190V162L192 161L193 162V165H194V167H195V169L198 167L199 168V166H201V168H205V167H208L206 164H208L209 165V163L207 162L206 163V161H209V159L211 158V153H212V148H213V137L215 136V138H216V142L219 140L220 141V145H218L219 147L221 146V147H225V151H222V152H218V154L216 155V157L218 158V160H219V162L220 161H222L223 159L224 160H226L225 162L226 163H224V164H222V163H216L215 161V164H213L212 162V164L210 163V165L209 166H212V167H219V166H223L222 168H219L221 171L222 170H226V168L228 167V168H232V171H233V168H236L234 171H239L240 169L239 168H243V169H246V168H249V167H251V166H255V167H259V166H262V168L261 169H263V167H264V154L262 153L263 151H264V90H262V91H259L258 92V95L257 94H254V95H252L251 93H248V95L246 96V95H243V94H245V92H243L242 94H238V97H237V101L235 100H233V102L232 103H230V102H222V101H214L216 98H212V96H210V97H205V96H207V95H203V97L201 96V95ZM204 94V93H203ZM229 94V93H228ZM233 94H234V92H233ZM19 94H14V95H12V96H14V98H11L12 96H9V100H12V101H19V96H18ZM141 95V94H140ZM159 95V94H158ZM161 95H163V94H161ZM187 95V94H186ZM185 95V96H186ZM237 95V94H236ZM16 96V97H15ZM45 96V95H44ZM43 96V97H44ZM190 96V95H189ZM209 96V95H208ZM229 96V95H228ZM71 97H73V96H71ZM139 97V96H138ZM174 97V96H173ZM176 97V96H175ZM192 97V96H191ZM231 97V96H230ZM58 98V97H57ZM67 98H69V97H67L66 96V98L65 99H67ZM134 98V97H133ZM179 98V97H178ZM184 98V97H183ZM52 99V98H51ZM173 99V98H172ZM191 99V98H190ZM224 99V98H223ZM37 100V99H36ZM189 100V99H188ZM187 100V101H188ZM227 100H228V98H227ZM33 101V100H32ZM54 101V100H53ZM55 101H57V100H55ZM61 101V100H60ZM59 101V102H60ZM174 101V100H173ZM5 102V101H4ZM4 102L2 103L3 105H4ZM37 102V101H36ZM62 102H63V100H62ZM134 102V101H133ZM175 102V101H174ZM190 101H188V103H189ZM17 103V102H16ZM30 103H31V101H30ZM33 103V102H32ZM39 103H40V101H39ZM56 103V102H55ZM64 103V104H65ZM178 103V102H177ZM193 103V104H194ZM76 104H78L79 105V107L80 108H82V106L85 104V105H89V107L90 106H93V107H96V106H102V105H112V106H114V107H112V109L113 108H115L116 110H121V109H126V108H128V107H132V109L134 108H136L137 106H140V107H142L141 108V110H139V111H136V110H134L135 112H132V113H125L124 111L119 115L118 113H120V112H116L117 114H115V115H112L111 117H110V119L109 118H107L106 119V113H96L95 112V108H93V109H90V108H82V109H80V110H82V111H87V112H89V120H87V121H85V122H89V123H91V125H92V123L94 122H96V121H98L97 119L99 118L100 120V122H105L104 124H98V125H94V126H92L91 128H86L87 126L85 125V124H83V123H81L80 125H79V127H76V126H74V114H75V112L76 111H74L75 110V107L73 106V105H76ZM168 104H171L170 106H171V108H168V106H167V108H166V106L165 105H168ZM178 104H180V103H178ZM1 105V104H0ZM12 105H15V106H17L18 104H12ZM45 105V104H44ZM61 105V104H60ZM135 105H137L136 107H135ZM163 105V106H162ZM175 105H176V103H175ZM201 105V107L202 108H199L198 106H200ZM6 106H8V105H6ZM38 106V105H37ZM42 106H43V104H42ZM46 106V105H45ZM69 106V105H68ZM5 107V106H4ZM107 107V106H106ZM144 107V108H143ZM153 107L154 108H156V109H153ZM92 108V107H91ZM162 108V111H158L159 109H161ZM220 109H223L224 111H223V113L225 114L226 113V119L224 120V121H218L217 119L215 120L214 118H215V115H216V112H218V110H220ZM63 111V110H62ZM126 111V110H125ZM132 111V110H131ZM47 112V111H46ZM81 111H79V113H80ZM95 112V113H94ZM114 112V111H113ZM78 113V112H77ZM38 114V115H37ZM82 114H83V112H82ZM85 114V113H84ZM75 115H78V114H75ZM88 117V116H87ZM93 118V119H92ZM95 118H97V119H95ZM119 118V119H118ZM49 119V118H48ZM54 119V118H53ZM76 119V118H75ZM47 120V119H46ZM52 120V119H51ZM118 121H120L121 123H119ZM141 122L142 123V121H146L147 122V124H145V126L147 127V128H145L143 131H141L140 130V133H138L137 131H136V126L138 125L136 122ZM158 121H167V122H169V121H174V122H177V124H176V127H180L181 125H182V123H179V122H184V121H193V123H194V126L193 127H195L194 129H188V130H186V132L188 133V134H190V135H193V139H189V140H187L186 142H185V139H178V137L176 138V140L178 141L177 143L173 140V138H172V136H175V134H176V130L178 129V128H176V129H174V130H172V131H170V130H168L167 128V125L165 124V128H162V127H160V129L158 128V130H154L153 131V128L152 127H154V122L156 123V122H158ZM34 122H36V121H34ZM33 122V123H34ZM53 122V121H52ZM56 122V121H55ZM54 122V123H55ZM81 122H83V121H81ZM106 122H113L112 123V125L110 124H107ZM128 122H131V123H128ZM216 122H218V123H216ZM10 123V124H9ZM17 123V124H16ZM45 123V122H44ZM206 123H208V124H206ZM7 124H9V125H7ZM87 124V123H86ZM157 124V123H156ZM185 124V123H184ZM48 125V124H47ZM88 125V124H87ZM144 125V124H143ZM142 125V126H143ZM157 125H159V124H157ZM161 125V124H160ZM163 125V124H162ZM172 125V124H171ZM202 126V125H208V130L206 129H203L201 132H200V135L199 136H197V134H196V132L199 130L198 129V127L199 126ZM43 126V125H42ZM44 126H46V125H44ZM90 126V125H89ZM109 126H113V128H111V129H109V130H106V128L107 127H109ZM140 126V125H139ZM144 126V127H145ZM169 126V125H168ZM189 126V125H188ZM6 127H12V130H4V128H6ZM82 127V128H81ZM163 127H164V125H163ZM126 128H128L127 129V132H130V133H128V134H130V139L128 140L129 141V144H126ZM191 128V127H190ZM205 128V127H204ZM212 128H214V129H212ZM235 128V129H234ZM50 129H52L53 130V132H51L52 130H50ZM172 129V128H171ZM179 130V129H178ZM233 130H238V131H240V132H244V134H243V136H245L246 138H250V139H254V141H255V144H257V145H259L260 146V149L262 148V150H256V151H250V148H253V147H256L255 146V144L254 145H252L251 143L252 142H248V144H246L245 145V147H247V149H245L244 147H243V149H241L240 150V146H238V145H236L234 142H233V140L231 139V136L232 135H234L233 134ZM145 131L147 132L146 133V135L144 134L145 133ZM233 131V132H232ZM131 133L133 134L132 136H131ZM232 133V134H231ZM142 134H144L146 137H144V139H141L142 137H141V135ZM167 134H169V135H167ZM170 135H172V136H170ZM187 137V136H186ZM190 137V136H189ZM40 140H42V142L44 141L45 142V145L44 146H38L37 145V143L40 141ZM67 141H68V143H67ZM215 144V143H214ZM6 145H8V146H6ZM41 145V144H40ZM69 145H70V148H73V149H75L76 151L75 152H72V154H75L74 155V157L71 159V160H67V159H63L62 158V156H61V154L62 153H65V152H63V151H66V150H69ZM215 146V145H214ZM185 147V148H186ZM219 147H217V148H219ZM33 148H36V149H41V151H49L50 150V152H51V155L49 156H47V158H46V160L44 159V160H41L40 158H38L37 157V159H36V157H30V155H29V150L30 149H33ZM216 148V147H215ZM216 148V149H217ZM228 148V149H227ZM257 148V147H256ZM255 148V149H256ZM43 149V150H42ZM99 149H106V150H110V152H107L106 154H105V156L104 157H101L102 156V154L101 153H98V150ZM126 149H129V148H126ZM187 149V150H188ZM227 149V150H226ZM229 149H231V150H229ZM106 150H103V151H106ZM138 150V149H137ZM180 150V149H179ZM183 150V149H182ZM185 150V149H184ZM214 150V149H213ZM221 150H223V149H221ZM252 150V149H251ZM130 151H132V150H130ZM69 152V151H68ZM127 152V151H126ZM136 152V151H135ZM156 152V151H155ZM181 152V151H180ZM183 152H185V151H183ZM188 152H190V151H188ZM187 152V153H188ZM215 152V151H214ZM130 153V152H129ZM149 153H150V151H149ZM154 152H151V158H152V161H151V163H149V165H148V167L150 168L151 167V169L153 168V167H155V164H156V161H157V156L155 157V154H153ZM186 153V152H185ZM184 154V153H183ZM33 155V154H32ZM37 155V154H36ZM133 155H134V157H133ZM147 157L148 156H150V154L148 155H146ZM41 157V156H40ZM43 157V156H42ZM149 158V157H148ZM151 158H149V160L151 159ZM161 158V157H160ZM159 158V159H160ZM184 158V159H185ZM217 158H216V160H217ZM135 159V160H134ZM147 159V158H146ZM162 159V158H161ZM168 159V158H167ZM183 159V160H184ZM213 159V158H212ZM86 160V161H85ZM88 160H90V162H87ZM142 160H143V158H142ZM145 160V159H144ZM171 160V159H170ZM229 160V161H228ZM128 161V162H129ZM179 161V160H178ZM87 162V163H86ZM128 162H127V164H128ZM131 162V163H132ZM136 162V161H135ZM140 162V161H139ZM159 162H161V161H159ZM164 162V161H163ZM162 162V163H163ZM167 162H168V160H167ZM173 162V161H172ZM176 163H177V161H175ZM183 162V161H182ZM200 162L202 163V164H200ZM205 162V163H204ZM227 162H229V163H227ZM235 162H241V163H235ZM94 163V167H93V164ZM138 163V162H137ZM166 163V162H165ZM204 163V164H203ZM41 165V166H45V167H47V166H54L55 168H61L62 167V165H74L75 167L77 166L78 168H73L74 170L72 171V169H70V170H68V167H66L67 168V170L65 171H63V173L61 172V174H59V173H54L53 172V174H52V176L53 177H55L54 179H56L55 181V183H52V182H54V180L51 182V177L50 178H48V177H46V178H48V179H50L49 181H48V179H47V181L44 183V181L41 183L40 181H41V179H40V177H38V176H36L35 175V173H34V171H35V168L37 167V165ZM135 164V163H134ZM159 163H157V165H158ZM185 163H183V165H184ZM129 165V164H128ZM157 165H156V167H157ZM162 165V164H161ZM176 165V164H175ZM178 165V164H177ZM176 165V166H177ZM181 165V164H180ZM188 165H190L191 166V164H189L188 163ZM192 165V166H193ZM217 165H219V166H217ZM104 166L102 167V168H104ZM105 166V167H106ZM123 166V167H124ZM133 166V165H132ZM153 166V167H152ZM159 166V165H158ZM163 166V165H162ZM162 166H161V168H162ZM165 166L167 167V168H169L168 166H169V164H168V166L165 164ZM164 166V167H165ZM182 166V165H181ZM38 167H40V166H38ZM37 167V168H38ZM43 168V169H46V168ZM116 167V166H115ZM147 167V166H146ZM163 167V168H164ZM178 167H179V165H178ZM178 167H175V168H178ZM183 167V166H182ZM182 167H179V169L180 168H182ZM187 167V166H186ZM41 169H42V167H40ZM50 168H52V167H50ZM65 168V169H66ZM88 168H94V170L91 172V173H89L88 172ZM107 168V167H106ZM117 168V167H116ZM115 168V171L117 170ZM159 168H160V166H159ZM171 168V167H170ZM184 168V167H183ZM182 168V169H183ZM192 168V167H191ZM190 168V169H191ZM197 168V169H198ZM225 168V169H224ZM227 168V169H228ZM48 169V168H47ZM64 169V168H63ZM75 169H77V170H75ZM125 169V168H124ZM156 169V168H155ZM194 169V168H193ZM192 169V170H193ZM194 169V170H195ZM196 169V170H197ZM49 171H50V169H48ZM61 170H62V168H61ZM144 170H145V168H144ZM149 170V169H148ZM162 170V169H161ZM169 170V169H168ZM176 170V169H175ZM42 171V170H41ZM49 171H45L46 173L47 172H49ZM118 171V170H117ZM123 170L121 169L120 170V173L122 172ZM152 171H154L153 169H152ZM157 171H158V168H157ZM163 171V170H162ZM161 171V172H162ZM166 170H165V168H164V172H165ZM172 171H173V168H172ZM183 171V170H182ZM181 171V172H182ZM189 171V170H188ZM126 172V171H125ZM137 172V171H136ZM146 172V171H145ZM154 172H156V171H154ZM159 172H160V170H159ZM163 172V173H164ZM175 172H177V171H175ZM195 172V171H194ZM114 173V172H113ZM119 173V174H120ZM124 173V172H123ZM173 173V172H172ZM50 174H51V172H50ZM49 174V175H50ZM117 174H118V172H117ZM151 174H153V173H151ZM165 174H166V172H165ZM177 174V173H176ZM8 175H14L13 177V179L11 180V179H9V178H7L8 177ZM45 175V174H44ZM100 175V174H99ZM115 175V174H114ZM159 175H160V173H159ZM187 175V174H186ZM46 176H48V175H46ZM153 176V175H152ZM162 176H164L163 174H162ZM178 176V175H177ZM188 176V175H187ZM181 177H182V175H181ZM227 177H228V179L229 180H232V177H231V175H227ZM42 178H44V177H42ZM162 178V177H161ZM160 178V180H162ZM180 178V177H179ZM182 178H184V177H182ZM69 179V178H68ZM77 179V180H78ZM153 179V178H152ZM151 179V180H152ZM178 178L175 176V175H171V174H169V176L167 177V179H165L166 181L165 182H173L174 181V183H175V181L177 180ZM154 180H155V178H154ZM1 181H5V182H1ZM39 181V183H37ZM71 181V180H70ZM182 181V180H181ZM184 181V180H183ZM75 182V181H74ZM99 182V181H98ZM100 183V182H99ZM185 183V182H184ZM90 184V185H91ZM152 184H153V181H152ZM97 185H99V184H97ZM167 185H169V184H167ZM173 185V184H172ZM176 185L178 186V184L176 183ZM179 185H181V184H179ZM183 185V184H182ZM96 186V185H95ZM94 186V187H95ZM176 187V186H175ZM174 188V187H173ZM177 189H178V187H176ZM180 188V187H179ZM74 189V188H73ZM72 189V190H73ZM94 189L95 188H93V190H92V197H93V195L95 194L94 193ZM99 189V188H98ZM156 189V188H155ZM154 189V190H155ZM183 190H184V188H182ZM80 190H82V189H77V190H73L74 192H73V195L75 196V197H77L78 198V195H79V193L81 192H79ZM91 190V189H90ZM35 191H37V194H35ZM83 191V190H82ZM179 191V190H178ZM195 191V190H194ZM194 191H193V193H194ZM91 192V191H90ZM180 192H181V190H180ZM82 193V192H81ZM186 193V192H185ZM58 194V193H57ZM195 194V193H194ZM196 194L198 195V190H197V192H196ZM72 195V196H73ZM185 195V194H184ZM31 196V197H30ZM35 196V197H34ZM73 196V197H74ZM63 197V198H64ZM69 197V196H68ZM71 197V196H70ZM69 197V198H70ZM196 197V196H195ZM194 197V198H195ZM61 199H62V197H61ZM79 199V198H78ZM93 199V198H92ZM182 199V198H181ZM77 199H75L74 201H76ZM115 200V199H114ZM67 201V200H66ZM80 201V200H79ZM155 201V200H154ZM108 202H110V203H113V200H111V198L110 199H108L107 200V203ZM187 202V201H186ZM188 202H190V199H189V201ZM60 203V202H59ZM177 203V202H176ZM192 203V202H191ZM116 204V203H115ZM181 204H185V203H182L181 202ZM180 204V205H181ZM193 204V203H192ZM38 205V204H37ZM62 205H63V203H62ZM94 205V204H93ZM109 205V204H108ZM111 205V204H110ZM117 205V204H116ZM187 205V204H186ZM36 206V205H35ZM67 206V205H66ZM70 206V205H69ZM91 206V205H90ZM113 206V205H112ZM115 206V205H114ZM185 206V205H184ZM80 207V206H79ZM78 207V202L76 201L75 203H74V209L73 210H75V213H77L76 211H78V209H80ZM175 207V206H174ZM174 207H172V208H174ZM179 207V206H178ZM182 207V206H181ZM69 208V207H68ZM91 208H93V206H91ZM170 208V207H169ZM168 208V209H169ZM185 208V207H184ZM184 208H183V210L182 211H184ZM189 208V207H188ZM39 209V210H40ZM167 209V210H168ZM94 210V209H93ZM92 210V211H93ZM156 210V209H155ZM176 210V209H175ZM186 210H187V208H186ZM192 210V209H191ZM41 211V210H40ZM42 211H41V213H42ZM45 211H43V212H45ZM63 211V212H62ZM67 211H69L68 209H67ZM170 211V210H169ZM168 211V213H170ZM173 211V210H172ZM181 211V210H180ZM188 211V210H187ZM99 212V211H98ZM114 212V211H113ZM155 212V211H154ZM157 212V211H156ZM160 211L158 210V213H159ZM162 212V211H161ZM179 212V211H178ZM33 213V214H34ZM38 213V212H37ZM40 213V212H39ZM68 213V212H67ZM69 213H71V212H69ZM84 213V212H83ZM82 213V214H83ZM95 213V212H94ZM111 213V212H110ZM116 213V212H115ZM173 213H177L176 211H174ZM172 213V214H173ZM180 213V212H179ZM185 215H183V216H185V218H183V220L182 221H184L182 224V226H184V232L185 233H187L186 231L187 230H189L190 229V231L191 232H195V230H196V228H197V225H198V227L199 226H201V225H199V224H195V220H197V218L198 217H196L197 216V211H195V210H192V212L191 211H189L188 213L187 212H183ZM219 212H217V213H215V215H221L220 216V218L222 217V215L224 216V219L222 218V221H218V222H222L223 224V226L224 227H226V226H228L229 225V223H232L233 221H237L236 220V217H240V215H241V213L240 212H237V213H235V212H232L231 214L230 213H225V215L224 214H222V213H220V214H218ZM43 214V213H42ZM102 214V213H101ZM154 214V213H153ZM171 214V213H170ZM181 214H182V212H181ZM22 215V214H21ZM48 215H49V213H48ZM65 215V214H64ZM98 215V214H97ZM115 215V214H114ZM175 215V214H174ZM178 215H180V214H178ZM212 215H214V214H212ZM67 216V215H66ZM86 216V215H85ZM108 216V215H107ZM182 216V215H181ZM201 216V215H200ZM199 216V217H200ZM248 216V214L247 213H243V217H247ZM257 216L258 217H260L259 218V222L260 223H264V212H262V213H259V214H257ZM19 217H20V219H19ZM49 217V216H48ZM53 217V216H52ZM55 217V216H54ZM60 217V216H59ZM80 217V216H79ZM78 217V213L77 214H75V215H73V216H71V218L73 219V220H75V222H76V219H78L79 218ZM82 217H84V216H82ZM102 217V216H101ZM162 217V216H161ZM169 217H170V215H169ZM24 218V217H23ZM31 218V217H30ZM44 218V217H43ZM62 218H63V215H62ZM61 218V219H62ZM65 218V217H64ZM151 218V217H150ZM171 219H172V217H170ZM180 218V217H179ZM209 218V217H208ZM218 218V217H217ZM216 218V219H217ZM60 219V218H59ZM66 219V218H65ZM72 219H70V220H72ZM88 219V218H87ZM101 219V218H100ZM115 219V218H114ZM117 219V218H116ZM153 219H155V221L157 222V221H159L160 220V218H158V215H156V217H154ZM175 219V218H174ZM182 219V218H181ZM180 219V220H181ZM214 219V218H213ZM212 219V220H213ZM29 220V219H28ZM53 220V219H52ZM82 220V219H81ZM80 220V221H81ZM93 220V219H92ZM95 220V219H94ZM102 220V219H101ZM168 220H170V219H168ZM167 220V221H168ZM199 220H200V218H199ZM221 220V219H220ZM45 221V220H44ZM78 221V220H77ZM112 221V220H111ZM110 221V222H111ZM116 221V220H115ZM165 221V220H164ZM171 221H173V220H171ZM171 221H169L170 223H171ZM181 221V222H182ZM33 222V221H32ZM51 222V221H50ZM56 222H57V220H56ZM62 222V221H61ZM70 222V221H69ZM74 222V221H73ZM79 222V221H78ZM89 222H90V220H89ZM94 222V221H93ZM92 222V223H93ZM112 222H114V221H112ZM175 222V221H174ZM186 222H187V224H186ZM228 222V223H227ZM53 225H55L54 223H53V221L51 222ZM81 223V222H80ZM100 223V222H99ZM117 223V222H116ZM118 223H120V222H118ZM169 223V224H170ZM173 223V222H172ZM197 223V222H196ZM199 223V222H198ZM32 224V225H31ZM57 224V223H56ZM60 224H62V223H60ZM89 224V223H88ZM157 224V223H156ZM174 224V223H173ZM221 224V223H220ZM40 225V224H39ZM42 225H43V223H42ZM49 225H51V224H49ZM84 225V224H83ZM90 225V224H89ZM164 225H166L165 223H164ZM10 226V227H9ZM47 226H48V224H47ZM47 226L45 227V226H43L44 228H47ZM52 226V225H51ZM58 226H59V224H58ZM63 226V225H62ZM62 226H60V227H62ZM155 226H157V225H155ZM174 226V225H173ZM223 226H222V228H223ZM22 227V226H21ZM35 227V226H34ZM42 227V226H41ZM42 227V228H43ZM64 227H66V226H64ZM102 227V226H101ZM221 227V226H220ZM39 228V227H38ZM49 228V227H48ZM80 228V227H79ZM85 228H86V226H85ZM172 228V227H171ZM199 228H202V227H199ZM209 228H211V227H209ZM244 228H246V226L245 227H243V226H241V228H239L238 230H237V234H236V236H234V235H232V236H234V237H232V238H235V241H233V243L234 244H236V245H238V246H241L244 242H245V239L247 238V236H246V232H245V230H244ZM20 229V228H19ZM24 229V228H23ZM41 229V228H40ZM53 229V228H52ZM63 229V228H62ZM65 229V228H64ZM95 229H100V228H95ZM117 229V228H116ZM175 229V228H174ZM173 229V230H174ZM198 229V228H197ZM2 230V229H1ZM1 230H0V233H1ZM25 230V229H24ZM202 230V229H201ZM65 231V230H64ZM87 231V230H86ZM99 231V230H98ZM107 231V230H106ZM105 231V233H109V232H106ZM198 231V230H197ZM66 232V231H65ZM99 232H101V230L99 231ZM199 233V232H198ZM52 234V233H51ZM54 234V233H53ZM23 235H24V233H23ZM59 235V234H58ZM112 235V234H111ZM32 236L34 237V239L36 240V241H34L33 239H32ZM108 235H104V233L102 234V233H100L99 235L97 234V235H95V237L93 236V237H91V238H93V245H95V244H101V245H110V244H112V241H113V238L115 239V237H114V235H113V238L112 237H107ZM207 236V235H206ZM65 237V236H64ZM186 237V236H185ZM218 237V236H217ZM219 238V237H218ZM65 239V238H64ZM186 239V238H185ZM230 239V238H229ZM8 240V239H7ZM220 240V239H219ZM19 241V240H18ZM116 241V240H115ZM201 244H202V251H203V253H202V256L201 257H203V261L201 260L199 263L200 264H242V262L241 261H238V262H236V261H232V260H229L224 254L223 255H220L218 252H217V254H213V252H214V250L212 249L213 248V246L214 245H211L212 244V242L214 241V240H211L208 236L207 237H204V238H202L201 240ZM212 241V242H211ZM224 241H226V240H224ZM54 242V241H53ZM91 242V243H92ZM3 243H7V244H9L10 245V247L7 245H4ZM221 243V242H220ZM225 243H228V244H230V243H232L230 240H228V241H226ZM217 244H219V243H217ZM12 245V246H11ZM50 245V244H49ZM220 245V244H219ZM231 245V244H230ZM20 246V245H19ZM45 246V245H44ZM47 246V245H46ZM185 246H186V248H188V249H190L191 247H192V242L189 240V241H186L185 242ZM216 246H218V245H216ZM22 247V246H21ZM48 247V246H47ZM51 247V246H50ZM227 247V246H226ZM231 247V246H230ZM13 248V249H14ZM49 248V247H48ZM56 248H58V247H56ZM7 249H9V251L7 250ZM188 249H186V251L188 250ZM199 249V248H198ZM211 249L213 250V252L211 251ZM233 249V248H232ZM235 249V248H234ZM44 250V249H43ZM239 250V249H238ZM242 250V249H241ZM34 251V250H33ZM42 251V250H41ZM45 251V250H44ZM66 251V250H65ZM198 251V250H197ZM237 251V250H236ZM15 252V251H14ZM13 252V253H14ZM56 252H57V250H56ZM189 252V251H188ZM239 252V251H238ZM21 253V254H20ZM55 253V252H54ZM53 253V254H54ZM67 253V252H66ZM66 253H64V255L66 254ZM189 253H192V251L191 252H189ZM199 253V252H198ZM253 253V252H252ZM57 254V253H56ZM59 254V253H58ZM188 254V253H187ZM194 254V253H193ZM192 254V255H193ZM226 255L228 254H230V253H225ZM236 254V253H235ZM243 253H241V255H242ZM245 254V253H244ZM8 255V256H7ZM177 255V254H176ZM200 255V254H199ZM231 255V254H230ZM237 255V254H236ZM250 255V254H249ZM253 255H255V253L253 254ZM259 255H260V257H258L257 259H254V260H249L250 262V264H264V250H263V252H260L259 253ZM21 258H20V257ZM32 256H33V254H32ZM36 256V255H35ZM60 256V255H59ZM188 255H186V258H188L187 257ZM224 256V257H223ZM235 256V255H234ZM193 257V256H192ZM256 257V256H255ZM38 258V257H37ZM70 258V257H69ZM34 259V258H33ZM188 259H190V258H188ZM59 260V259H58ZM57 260V261H58ZM175 260V259H174ZM182 260V259H181ZM180 260V261H181ZM36 261V260H35ZM56 261V260H55ZM171 261H173V260H171ZM185 261V260H184ZM170 262V261H169ZM188 262V261H187ZM186 262V263H187ZM191 261H189L188 263H190ZM246 262V261H245ZM31 263H33V262H31ZM45 263V262H44ZM52 263V262H51ZM57 263V262H56ZM61 263V262H60ZM67 263V262H66ZM66 263H64V264H66ZM196 263V262H195ZM38 264V263H37ZM48 264V263H47ZM55 264V263H54ZM183 264H185V263H183ZM194 264V263H193Z\"/></svg>",
	"mask_w": 264,
	"mask_h": 264
}]
</instances>
